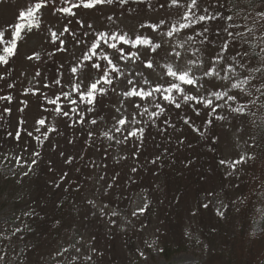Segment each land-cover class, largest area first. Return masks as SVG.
Listing matches in <instances>:
<instances>
[{"label": "rangeland", "instance_id": "374dc122", "mask_svg": "<svg viewBox=\"0 0 264 264\" xmlns=\"http://www.w3.org/2000/svg\"><path fill=\"white\" fill-rule=\"evenodd\" d=\"M32 3L33 0H0V30H5V39L11 38V26L18 22V13ZM211 3L212 0H203L201 8ZM166 5L167 0H145V3L129 0L123 7L114 3L94 9H73L76 16L55 13L49 6L41 10L39 29L25 31L19 40L17 55L9 58L7 65H0V75L5 77L0 80V97H11L10 101L0 99V234L13 233L16 227L27 225L9 242L4 245L0 242V255L5 257L0 264H226L229 255L236 261L255 264L264 256V139L259 133L264 125V96L255 91L257 87L264 88V73H255L256 79L249 85L251 96L232 93L238 96L233 106L247 104L246 117L230 114L225 107L218 111L227 115V119L215 121L209 128L204 124L210 118L207 109L201 108V115L196 116L192 106L183 104L179 110L165 105L167 111L157 127L148 128V117H138L143 120L139 126L146 128L145 146L137 152L138 159L131 158L135 139L124 145L101 136L92 147L85 143L88 130L99 134L112 127V118L119 116L115 110L122 100L119 95L109 92L103 98V107L86 114V119L98 120L96 126L86 123L73 127L68 125L76 119L75 115L71 119L58 117L52 111L54 105L47 104L44 98L45 95L52 98L59 91L44 85L53 76H59L61 63L64 64V90H69L67 69L82 55V49L97 31L126 32L129 36L142 33L153 36L157 42L164 39L140 25L163 19L166 24L161 31H165L180 21L183 10ZM55 6L69 7L70 4L61 5L57 0ZM108 16L113 19L108 20ZM77 20L84 21L85 28ZM89 23L92 29H87ZM65 26L85 43L73 46L66 33L62 38L67 51L56 52V44L49 42L48 29L59 33ZM183 35L180 34L181 38ZM211 38L215 40L214 36ZM122 46L126 51H136L128 45ZM2 47L0 55L4 54ZM195 47L203 46L196 44ZM218 47V44L209 47V55H214ZM252 51L248 56L254 52L259 57L264 55L258 46ZM34 52L40 53V60L29 61L27 56ZM49 52L55 55L49 56ZM259 57L256 61L247 57L245 64L258 67ZM207 67L205 63L204 69ZM128 68L133 69L135 65L129 62ZM37 71L41 73L39 77L35 76ZM116 84L118 91L125 87L123 80ZM252 100H256L255 105ZM125 103L131 114L132 105ZM216 103L224 105L225 101ZM5 108L11 109L10 114L4 112ZM165 117L176 127L160 132V127H166ZM182 117H188L205 133L204 137L185 125ZM41 118L46 120L45 126L37 123ZM52 125L58 132L48 131L49 139L44 140L45 128ZM17 130L20 131L18 140ZM8 132L13 136H8ZM29 132L33 135L29 136ZM113 134L121 138L119 133ZM180 139L184 144L178 143ZM34 151H39L41 156L36 157L37 165L25 176L23 173L34 158ZM61 151L64 157L59 155ZM161 154L163 166L152 165L151 159ZM240 155L255 159L238 166V178H226L229 169L219 161H232ZM122 156L129 158L122 160ZM66 157H71L73 162L64 163ZM15 158L24 166L17 165ZM134 166L135 173L131 171ZM65 172L67 176L61 179ZM100 176L105 179L101 181ZM107 183L114 186L106 189ZM89 199H94L97 205L107 203L106 211L116 210L119 213L114 218L116 224H109L112 218L107 215L101 218L97 209L87 203ZM62 202L69 205L66 211L63 209L60 225L53 231L51 220ZM205 202H210L208 209L201 207ZM145 203L149 207L144 214L131 215ZM217 208L225 212L224 218L216 215ZM193 209L198 210L195 216L190 213ZM26 212L34 214L25 216ZM166 247L178 251L165 258ZM58 252L63 254L57 255Z\"/></svg>", "mask_w": 264, "mask_h": 264}, {"label": "snow or ice", "instance_id": "6c2138e0", "mask_svg": "<svg viewBox=\"0 0 264 264\" xmlns=\"http://www.w3.org/2000/svg\"><path fill=\"white\" fill-rule=\"evenodd\" d=\"M133 2L145 3V0H133ZM202 2L203 0H167L166 6L168 8L183 10L180 21L171 24L165 31H161L166 24L163 19L156 23H142L140 25V28L149 29L152 33H156L158 37L164 38L158 42L153 36H145L142 33L129 36L126 32L97 31L92 41L87 44L86 48L82 49V55L76 57L75 63L70 64L67 69L70 73L67 82L69 90H64L62 80L65 75L63 63L58 69L59 76H53L51 82L44 85L46 88L56 87L59 89L52 98L45 95L44 98L47 104L54 105L52 111L58 117L71 119L72 115H75L76 119L69 123V127L77 124L84 126L86 123L96 126L98 120L96 118L86 119V114L97 111L98 106L103 107V98L109 95V92L119 95L122 100L115 109L119 116L118 118H112L114 120L112 127L99 134L97 131L88 130L85 143L92 147L95 140L100 139L101 136L109 141L115 140L116 144L124 145L135 139L136 143L133 144L135 151L131 153L132 159H138L137 152L145 146L146 128L139 126L143 123V120L138 119V117H148V128L157 127L161 117H164L167 111L165 105L177 110L182 108V104L190 105L193 107L196 116L201 115V108L207 109V115L210 118L204 121V124L209 128L212 127L215 121H225L227 119V115H221L218 111L225 107L230 114L246 117L247 104L239 103L238 106H233L237 103L238 96L232 93L238 92L246 97L251 96L249 85H252L256 79L255 73H264V55L259 57L260 66L250 67L245 64V59L249 55L248 51L238 49L255 41L256 46L260 48V53L264 54V11H258L253 15L246 8L238 6L239 0H212L210 5L201 8ZM56 3L57 0H33L30 6L18 13L16 17L18 22L11 26L10 39H5V30H0V45L3 46L2 51L4 53L0 55V65H7L9 58L17 55L18 43L25 31L31 32L33 29H39L42 9L52 6L55 13L76 16L73 9H94L97 6L113 5L114 3H118L123 7L129 3V0H76V2L59 0L61 5L70 4L69 7H56ZM229 4L236 10L232 11L228 7ZM161 7H165V5L162 4ZM107 19L112 20L113 17L108 16ZM76 23L81 28H85L84 21L77 20ZM197 25H199V28H197ZM86 27L92 29L93 25L89 23ZM188 29L192 30L191 33L186 31ZM48 31L50 32L49 42L56 44V52L67 51L66 41L62 38L66 33L71 37L69 42L73 43V46L85 43L82 39H77L76 33L71 31L68 26L63 27L59 33L51 31V29H48ZM258 32L259 35H257ZM181 33H184L183 38L180 36ZM84 35H87V32ZM213 36L215 40L211 38ZM196 44L203 47H195ZM217 44L219 47L216 48L215 54L209 55V47ZM122 45H128L129 49H136V51H126ZM232 49L236 50L231 51ZM197 53L200 54L198 57ZM48 55L54 56L55 53L49 52ZM192 57L197 58L193 59ZM27 59L29 61L40 60V53L34 52L28 55ZM138 61L139 64H137ZM129 62L135 65V68L129 69ZM205 63L208 64L206 69H204ZM199 69L204 70L197 71ZM40 75L39 71L35 73L36 77ZM137 77L142 79L138 80ZM4 79L5 77L0 75V80ZM121 80H123L125 87L118 91L116 82ZM217 81L220 83H217ZM9 87H12V85H9ZM224 88L228 90H217ZM255 91L264 96V88L257 87ZM32 94L37 93L33 92ZM0 99L10 101L11 97L4 96ZM61 101H63V104ZM216 101H225V104L221 105ZM125 102L132 105L134 111L131 114L128 113ZM252 103L255 105L256 100H252ZM197 105L200 107H196ZM65 106H67L66 110ZM23 110L20 109V111ZM45 111H47V108H45ZM4 112L10 114L11 109L5 108ZM182 120L193 132L204 137L205 133L195 127L188 117H182ZM20 123L22 124L24 121L21 120ZM37 123L45 126L46 120L41 118ZM163 124L166 127H160V132L176 127L168 117L163 119ZM36 131H40V129H36ZM48 131L55 133L58 132V128L54 125L46 127L42 134L44 140L49 139ZM113 132L119 133L121 138L117 139ZM7 135L13 136V133L8 132ZM28 135L32 136L33 133L29 132ZM15 138L17 140L20 138L19 130L15 132ZM89 141L93 143L89 144ZM215 142V140H212V143ZM68 143L73 144V141L69 140ZM178 143L182 145L184 140L180 139ZM53 151H55V147H53ZM59 155L64 157L65 153L61 151ZM162 155L155 156L150 163L162 167L163 165L160 163ZM40 156L39 151L33 152L34 158L27 165V171L23 175L27 176L32 172L33 167L38 163L36 157ZM128 158L127 156L120 157L122 160ZM15 159L17 165L24 166L19 158ZM254 159L255 157L251 155H240L235 160L226 161L222 159L219 163L227 165L229 169L226 178H238V166H243ZM72 162L71 157L64 159L66 164ZM188 163L191 164L192 161ZM131 171L135 173L137 168L134 166ZM66 176L67 173L65 172L62 174L61 179ZM99 179L103 181L105 177L100 176ZM114 179L115 177H113ZM113 186V183H107L105 188L110 189ZM56 187H59V184H56ZM105 194L107 193L105 192ZM209 195L212 194L209 193ZM87 203L92 208L97 209L101 218L106 215L111 217L109 224L113 226L116 224L114 218L119 213L116 210L106 211L108 209L107 203L97 205L94 199H89ZM209 204L210 202H205L201 207L208 209ZM148 207L149 205L145 203L134 210L131 215H142ZM223 207H227V205ZM197 211V209H193L190 210V213L195 216ZM33 214L24 213L25 216ZM216 215L224 218L225 212L221 208H217ZM26 227L27 225L23 226V228ZM23 228L16 227L12 235L23 231ZM67 251L68 249L65 248L64 252ZM159 251L162 252L163 249L161 248ZM62 254L57 253V255ZM140 255L147 259L143 252ZM4 259L5 257L0 255V261Z\"/></svg>", "mask_w": 264, "mask_h": 264}, {"label": "trees", "instance_id": "16d2710c", "mask_svg": "<svg viewBox=\"0 0 264 264\" xmlns=\"http://www.w3.org/2000/svg\"><path fill=\"white\" fill-rule=\"evenodd\" d=\"M238 6L241 8H246L249 12H251L253 15H255L258 11H264V0H239ZM228 7L231 8L232 11L236 10L235 8H232L231 4H229ZM242 47L244 48L243 51L246 49L249 51L248 53L250 54V52L254 49V47H256V42L253 41L251 44L243 45ZM252 55L253 56H251V55L248 56L249 58H251V60L252 59L254 61L258 60L259 55L257 52H254ZM259 133H260L262 139H264V125L260 128ZM68 205H69V203L65 204L64 202H62L58 206L57 211L55 210V214H54L55 218H53L51 220V228H50L51 230L54 231L55 228L60 225L62 213L64 212L63 209L66 211ZM241 226H242V224L239 227L240 232L242 231ZM1 234L2 235H0V242H2L3 245L5 243L9 242L11 240L10 238L13 236L12 232L1 233ZM164 250H165V253H164L165 258H169L170 254L178 251L177 249L171 250L170 247H166ZM244 259H246V257ZM226 264H247V262L246 261L244 262L242 260L236 261L234 256L229 255L228 259L226 261ZM255 264H264V256H262L261 258L256 260Z\"/></svg>", "mask_w": 264, "mask_h": 264}]
</instances>
